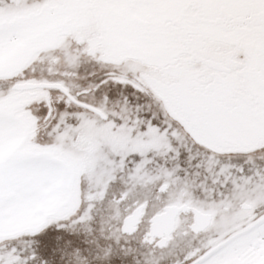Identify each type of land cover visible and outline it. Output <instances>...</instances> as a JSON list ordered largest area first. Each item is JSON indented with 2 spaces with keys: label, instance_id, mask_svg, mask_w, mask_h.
I'll return each mask as SVG.
<instances>
[{
  "label": "snow or ice",
  "instance_id": "6c2138e0",
  "mask_svg": "<svg viewBox=\"0 0 264 264\" xmlns=\"http://www.w3.org/2000/svg\"><path fill=\"white\" fill-rule=\"evenodd\" d=\"M0 264H264V0H0Z\"/></svg>",
  "mask_w": 264,
  "mask_h": 264
}]
</instances>
